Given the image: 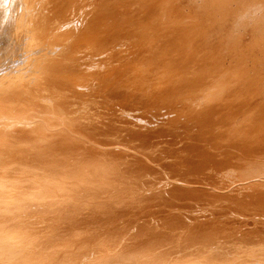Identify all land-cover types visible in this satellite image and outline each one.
Here are the masks:
<instances>
[{
	"label": "bare ground",
	"instance_id": "obj_1",
	"mask_svg": "<svg viewBox=\"0 0 264 264\" xmlns=\"http://www.w3.org/2000/svg\"><path fill=\"white\" fill-rule=\"evenodd\" d=\"M0 264H264V0H0Z\"/></svg>",
	"mask_w": 264,
	"mask_h": 264
}]
</instances>
